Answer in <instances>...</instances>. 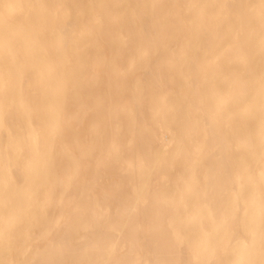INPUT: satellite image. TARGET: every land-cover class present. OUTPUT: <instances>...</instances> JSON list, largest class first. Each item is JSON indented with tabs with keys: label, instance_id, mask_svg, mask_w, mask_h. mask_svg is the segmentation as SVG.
<instances>
[{
	"label": "bare ground",
	"instance_id": "bare-ground-1",
	"mask_svg": "<svg viewBox=\"0 0 264 264\" xmlns=\"http://www.w3.org/2000/svg\"><path fill=\"white\" fill-rule=\"evenodd\" d=\"M0 264H264V0H0Z\"/></svg>",
	"mask_w": 264,
	"mask_h": 264
}]
</instances>
